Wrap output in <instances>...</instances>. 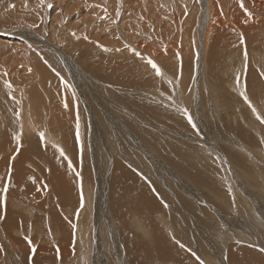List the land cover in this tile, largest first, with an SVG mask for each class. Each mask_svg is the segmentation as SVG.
Instances as JSON below:
<instances>
[{
  "label": "rangeland",
  "instance_id": "374dc122",
  "mask_svg": "<svg viewBox=\"0 0 264 264\" xmlns=\"http://www.w3.org/2000/svg\"><path fill=\"white\" fill-rule=\"evenodd\" d=\"M20 1L23 2L24 0H20ZM78 1H80V0H78ZM86 1L87 0H81L78 3V5H85ZM90 1H92V0H90ZM90 1L88 0L87 3H89ZM203 1L205 3L207 2V0H203ZM247 1H248V3L246 2V4L243 5V7L245 9L244 11H246V12H245L244 17L242 19L247 18L249 13H251L253 16H255L254 17L255 20L253 19L254 21L252 20V22L251 21L247 22V25H246L248 27L247 32L251 33L253 38L250 36L249 33H248V35H249L248 36L247 34H244V31H243L242 32L244 35L243 36L240 32L238 33V30L236 32V29H235L233 31L235 33L234 35L232 32V35H233L232 38H229V40H227V41L223 40L220 42V41H217L218 40L217 35H219V32L218 33L215 32L216 30L214 31V28L212 27V26L217 27L218 22H216L214 20H213V23L211 21L212 24H210V28L211 27L213 28V31H214L213 34H215L214 35L215 37H213V34H212L211 38L207 39V37H206L207 31H208L207 28H208L209 23H210L208 16L211 17V15H209L206 12L203 15H201V19H199L201 10H200V12H198V10H197L196 13H193V6L195 5L194 1L188 2L189 3V5H188V3L185 0H183V1L182 0H168L166 2L167 7L164 4H163V7L165 8V12L171 13L172 19L174 20L173 21L174 22L173 27H176L173 31V34H174L173 40L175 41V44H176L175 47L179 46V48L178 47L176 48V49H178L179 52L177 51L175 56L177 59L181 58V60H183L184 59L183 53H188V51H189V53H188L189 56H188L187 62H189L188 64H189L190 68L188 67V69L185 71V75L182 76V73H180V71L182 72L183 70H181L182 68H181V62H180V65H179L180 67L178 68V72L175 73V71H176V67H175V70L170 74V80L166 79L164 77V75H162V78H165V79L161 80V79H158L156 77V79L153 78L151 84L148 83L149 85H143V86H137V87H127V86L124 87L123 86V87H119V88H113V86H111L110 84L102 82L104 80L101 78V76H98L96 73H93L91 71V69L93 67L96 68L102 63V61L104 62V60L107 56H111L112 60H114L115 58L121 59V57L123 56V54H122V56L119 58V56H117V55H116V57L109 55L105 51V49H107L106 47L109 48L108 52H110V54H112L114 52L118 53L119 49L121 51H126L125 53L127 54L129 46H132L130 51L133 54L132 55L133 57L140 59V60L143 59L146 62H147V60H149L150 57H151L150 59L153 60V56H149V55H152L150 51L145 50L148 53H146L145 51L143 52V47L140 48L138 46V45H142V44L137 43L138 45L136 44L137 45L136 46V45L132 44L131 41L130 42L128 41L129 38H127V35H130L132 33L131 32L132 25H129L130 17H127V15H125L124 12H123L124 15H122V13H121V17L122 18L125 17V18H123L124 20L119 19L120 18L119 17L120 16V14H119L120 9L118 10V12H116V14L112 13L113 12L112 10H108L107 14H109V15H108L107 19H103L105 21L104 22L105 24H103V21L97 22V23L94 22L93 24H95V25H93V29H92V27H90L87 24V22H90L92 20V18L86 20L87 18H89V16H83V17L76 16V14L74 13V10L71 8V6H69V7L67 6L69 9L67 7H63L62 4H60V1H57V0L54 3H52L53 5H51V7L49 8V10H48L49 15H46L45 12H39L38 13V20L42 19L41 21H39L38 24H35L34 22H36V20H33V15H37L38 11L34 10L33 8H29V7L21 10L22 11L21 13L23 15H25L24 16L25 18H20V19H26L27 18L24 21L25 23L21 22V21H20V23H11L13 20H11L10 17H8V16H4V18L2 20L4 25L0 24V42L2 44L6 45L7 47H5V46L2 47L0 45L2 53H6L7 58H9L10 56H15V55L19 58V56H22L23 54L27 53L30 55L31 58H34V61L37 60V62L39 63L38 68L40 69L41 72H43V74H44L43 81L44 80L45 81L43 82V81L39 80L40 78H38V77H37L38 79H35L34 77H32L33 74H31V76L29 77V82L30 81H34V82L40 81L39 83H42V85L40 87L41 91L45 94V96L47 98H49V96H50V97H52L53 100H55L53 103L51 98L49 99V101L50 100L51 101L48 103V107L50 104L51 107L53 108L52 111L54 110V112H56V111H59V109H60V111L64 110V111H62L64 114L70 115V116H68L70 118V122H71V123H69V125H70L69 131L72 134L70 133V135H69V132H67L68 136H70L69 138L71 141V144L68 143L67 148L66 147L63 148L64 146L61 144V142H59V143L61 144L62 148L60 147V144H58V142L56 145L55 144L56 140L51 139L53 136H51V138L50 137L47 138V140L49 139L50 142H49V140L47 141L45 139L42 141L39 138L38 140H40V142H43V143L41 144V143L37 142V144H38L37 147L41 148L43 146L44 148H49V149H51L53 147L51 149V150H53V152H55V154H53V155H56L58 157L57 159H59L61 162H62V160L65 162L66 166H64L63 169L66 173V177L68 179L72 180L71 183L72 182L75 183L74 179H76V181L78 183L77 187L80 188V186H81V191L79 192V190H78V193H77L78 195L79 194L80 195L78 196L76 194L79 199H81V197H80L81 193L83 194V197H84V193H83L84 187H86L85 190L89 191L90 197L93 198V204H94V205L92 204V208H93L92 212L93 213L91 212L93 224L95 223V220L97 218H101V216L103 218V217H105V215H107V213L110 216V218L114 221L115 217L112 215L110 207H111V203L113 202L112 199L115 196H118V192H117V190H115V188H114L115 186L112 184L113 180H111V179H112L113 174L116 171L115 168L117 167V164H122L124 167L128 168L131 172H133L134 176L149 188L150 193H152L153 198L156 200V203L157 202L159 203V204L157 203V205H158V207H160V209L158 208L159 210H157V211H161V212H152L150 215L151 217L149 216V218L147 217V219H140V221L142 220L144 222L146 221V222H149V224H152L150 231L153 234L154 233L159 234V226H160V229H162V226L158 225L159 221L161 220V217H163V218L167 217L168 218L169 217L168 213L169 212L171 213L172 209H175L176 211H180V212H185V213H190L191 210L197 209V210L206 212L207 214H212V215L216 214V216L219 218V220L224 221V220H228V218L233 219L232 216H230L228 218L226 216H224L225 211L220 210V206L223 204L221 201L219 202L216 200V198L214 196L207 195V193H205V192L204 193L201 192L202 191L201 189L204 185L206 187H209V186L213 187V189L215 191L217 190V192L215 194H219L218 196L221 198V200H223V202H224V199L227 200L228 203H226L225 206L228 209L231 208L230 210H232V209H234L233 207H236L238 205L241 206L240 203H238V205L233 203V202H235V197L233 195V192L229 191L230 189L227 190V187L224 186L223 187L224 189L223 188H221V189L227 190V191H225V193H222V190L217 189L218 186L216 187V183L218 184L219 181L222 182V180L219 178V177H221V174H219L217 172H219L220 169L224 170L225 166L227 168V172L231 171L230 176H231L232 182L239 187L238 190L240 189V193L242 195L246 196L244 198L247 201L246 202L247 205H244V207L243 206L241 207V209H243L242 211L244 212V214L241 215L243 217V219L246 220L248 223L250 222V224H251V220H249V219H251L252 216L259 215V217L262 220H264V214H263V212H264L263 211L264 210V192L261 193V191L259 190L260 186H258L259 183L257 181L256 174H254L253 176L249 175L252 177L249 180V181H251L249 184L248 181H245L241 178L240 170H239V168H237V167H242V165L239 164V166H238L236 164L237 159H235V162H234L233 158L232 159L228 158V156L230 157V153L235 152V151L237 152L238 155L241 154V151H243L245 153L247 152L246 154H248V157L245 160L247 161L246 163L252 168V166H254V163L250 164L249 158L250 157L254 158V156H255V154L253 153L254 150H257V151L261 150V152L264 153V149H262V148H264V135L262 137L257 136V139L253 143L252 142H246V141H244V138L242 136L237 135L236 132H233L232 129H233L234 124L231 125V123L229 122V120H231V122L234 120L233 117H234L235 111H236L235 107L238 106L237 109L242 113L246 112L247 109L249 111L248 114L246 115V119H247L246 121L249 125H246L242 121H241L240 125H242V124L246 125L247 127H245V129L252 131L253 133H255L254 130L256 131V126L258 128H260L261 126L264 128V124H262L260 122V120H258L256 117H253V115H256V114H254L252 112V110H251V108H249L248 104L245 103L244 98L240 95L241 92H246L248 99L251 102V104L255 105L254 107L256 108L257 113L261 117H264V95H262V94H264V92H262V94L258 93L259 91H262L261 88L258 89L257 92L256 91L252 92V90H253L252 88L255 85L253 83H250L249 78H248V73H247V71H248L247 69H249V67H251V69L252 68L253 69L255 68V70L257 69L256 71L258 73V77H254V78L256 81H260V83L262 82L261 84L264 85V75H262V74H264V66H263L264 65V58L262 57V56H264V48H262V47H264V38H263L264 35H262V34L257 35V33H256L257 32L256 28L259 27L258 31L260 33L263 32V34H264V30L260 27L261 24H264V0H261V2H258L257 0H247ZM179 2H181V3H179ZM114 3H115V1H111L110 5H112ZM251 3H252V7H254L257 12L259 11L258 14H255L252 12V10H250V9H252V7L250 6ZM218 4H219V2H218ZM11 5L14 8L11 7L10 10L15 9V11H16V3L14 2ZM59 5H60V7H59ZM173 5H175V7ZM6 6H7L6 0H0V10ZM183 8H184L185 12L183 11ZM7 11H9V10H7ZM172 12H173V14H172ZM84 13H86V12H84ZM87 14H90V13H87ZM193 14H195V15H193ZM43 15L46 17H43ZM60 15L65 16V18H64L65 20L61 21V24H59V26H58L55 19L57 20V18H61ZM111 15L114 16L113 17V18H115L114 21L109 20V18L112 17ZM132 15L134 16V14H132ZM184 15L186 17H184ZM256 15L258 17H256ZM93 17H95V16H93ZM126 17H127V19H126ZM178 17H180L179 18L180 20L178 19ZM195 17H196V24L192 25L193 22H188L189 18H191L192 21H194ZM80 18H83V19L80 20ZM20 19H17V20H20ZM183 19H184V21H183ZM179 21L181 22V24ZM43 22L45 24H43ZM106 22L107 23L110 22V27L108 26L109 24H107ZM111 22H112V24L114 22H116V23H114V25H111ZM5 23H7V25ZM249 23H251V24L249 25ZM102 24H103V27H101ZM120 24L127 25V27H125V26L122 27V25L119 26ZM144 24H145V26H147L149 24L148 20H144V23L142 24V26H144ZM186 24L188 27L186 26ZM32 25H35L36 27L32 26ZM116 25H118L119 27ZM40 26H42V30L37 32V30L39 29ZM184 26H185V28H183ZM178 27H179V29H178ZM252 27H254L253 29H255L256 32H253L254 31L253 29H252L253 31L251 30L252 32L250 31V29ZM100 28H104V29H100ZM189 28H191V29H189ZM107 29H109V31ZM73 30H74V33L79 32L82 34V35H80V37L77 38L78 40L76 39V37H74L72 35ZM119 30H122V32ZM141 30H143V29H141ZM141 30H139V31H141ZM106 31L109 33H107ZM112 31H114V34L118 37V38L117 37L114 38L116 40V42L119 44L122 43L123 46L121 44V47L117 46V48H112V47L107 46L106 44H103L104 41L106 42L105 39L111 37L110 35H111ZM119 32L121 33V35L119 34ZM247 32L245 31V33H247ZM101 33H102V35H101ZM135 33L140 35V36L144 35L143 33L141 34L138 31H135ZM236 33L240 34V35H237ZM53 34H55V35H53ZM97 34H99V35H97ZM25 35H28L31 39L24 37ZM94 35H96L95 38H97L98 36L101 37V38L98 37L100 39V41L97 38L99 43L96 42L97 40L94 38ZM106 35H108V37ZM115 35H113V36H115ZM102 36H103V39H102ZM257 36H258V39H261V40H257L256 39ZM261 36H263V37H261ZM186 37H188V38L190 37V38L188 39ZM192 37H193V39H191ZM239 37H243V43H241V38H239ZM244 37H245V39H244ZM185 38H186V40L188 39L187 42L189 45H186L187 42L185 41ZM250 38H252V39H250ZM238 39H240V40H238ZM73 40H75V41H73ZM84 40L89 46L92 45V47L94 46V48H95V46L99 47L101 45L100 46L101 48L97 49L98 53L95 55H88V56L83 55L82 50L84 48L89 47L84 42ZM101 40H103V41H101ZM246 40L249 42H247ZM251 40H254V41L252 42ZM79 41H81L83 43V46L80 44ZM124 41H126V42H124ZM189 41L191 42V44L189 43ZM214 41H215V43H213ZM259 41H263V44H261L262 42H259ZM94 42L96 43V45ZM222 42L225 43L226 46ZM76 43H78V44H76ZM97 43H98V45H97ZM142 43H143L142 46H144V42H142ZM234 43H236V44H234ZM260 44H261V47H259L260 48L259 49L257 46H260ZM104 45L106 47L103 48ZM184 45H185V48H184ZM217 45H219V46H217ZM133 46L135 49L133 48ZM189 46H191V47H189ZM220 46H223L224 49L221 48ZM73 47H74V50H73ZM186 47L189 48L188 51H187ZM89 48H91V47H89ZM94 48H92V49H94ZM138 49H140V50H138ZM228 49H229V51H228ZM136 50H138V51H136ZM221 50H223L224 52ZM245 50L247 51V57H248L247 67H245V63H244L245 62L244 61ZM101 51L104 53L106 52L107 56L106 55L103 56L102 54H104V53H101ZM137 52H139V53L137 54ZM193 52H195V53H193ZM212 52H213V54H212ZM126 54H124V56ZM219 54H221V56ZM225 54H227V55H225ZM142 55H144V56H142ZM166 56L167 55H165V57ZM256 56L257 57L261 56V58H259V57L256 58ZM95 57H97V58H95ZM99 57H102L103 60L99 61ZM145 57L147 59H145ZM82 58L84 59L83 62L81 60ZM4 59H6V58H4ZM87 59H89V60H87ZM189 59H191V60H189ZM259 59H261V62H262L261 65H260V63H258ZM92 60H93L94 64H98L97 61H99L100 63L98 64V66H91ZM250 61H252V62H250ZM93 63H92V65H94ZM155 63L157 65L163 66L161 60L159 61V59H158V61L156 59ZM190 64H192V65H190ZM242 65L244 66V68ZM258 65H259V68H258ZM22 69H24V68H22ZM22 69H20V71ZM25 69L22 70L23 73L28 74V72ZM45 71L47 74L45 73ZM151 72L154 73V71H151ZM192 72H193V74H192ZM52 74H53L54 78L56 76V79L53 78V81H52V77H51ZM198 75H199V77H198ZM49 77H51V78H49ZM57 79L58 80L60 79V81H56ZM48 80L50 83L47 82ZM62 80H63V82H62ZM174 80H175V82H174ZM169 81H171L172 83L174 82L173 86L176 89H174L173 91H172L173 86H171ZM176 81H178V86H177L178 88L175 86V85H177ZM1 82L2 81L0 80V83ZM34 82H32V83H34ZM56 83L58 85L60 84L59 85L60 87L62 85L61 88H63L64 91L59 86H55ZM201 83H204L202 86L203 88L200 85ZM44 84H47L48 87L46 88L47 85L44 86ZM52 84H54V86ZM50 86L52 89L50 88ZM52 86L55 88V90L59 88L57 90L58 94H57V91H53ZM128 88H130V89H128ZM201 88H202V90H201ZM168 89H170V91H168ZM60 90H62L63 92ZM68 90H71V91H68ZM50 91H52V92H50ZM59 91L62 93V95L65 94L67 96H69V95L71 96V97L70 96L68 97V102L66 105L60 104V99H61L60 97H63V96L61 95V93H59ZM155 91H162L163 93L171 92L172 93L171 98L174 99L175 101L174 100L170 101V99L168 100L167 98L163 97L162 94L155 93ZM180 91L182 94L186 93L184 95V96H186V99H187L186 100L187 101L186 106L187 105L189 106L190 111H189V109L186 108L185 104H183L184 100H183V96L180 95L181 94ZM66 92H67V94H66ZM136 92H138V93H136ZM175 92H177V94ZM178 92H179V95H178ZM47 93H52V94L47 95ZM135 94H137L139 96L141 95L140 97L142 99L146 100L148 103L151 104V106H150L152 109L151 111L152 112L154 110L155 111L153 113L150 111L152 114L149 112L148 116L143 117L142 114H145V111H140V110L136 111L135 107L136 108L146 107V104L141 103V102H137L136 100L132 99V97H137ZM191 94H192V96H191ZM56 96H58L56 99L59 102L55 99ZM109 96H110V98H109ZM188 96H190V97L188 98ZM203 96H204V98H203ZM103 97H105V98H103ZM175 97H177V98L179 97V98L177 99ZM92 98H94V99H92ZM71 99L73 100V102ZM69 101L72 102L71 106L69 105L71 103V102L69 103ZM168 102H170V104ZM154 103H156V105H154ZM242 103H243V105H242ZM52 104H54V107L52 106ZM110 104L112 105L111 107H113L112 110H110L111 109L109 107ZM114 104H116V105H114ZM59 106L63 107V109ZM45 107H42V108L40 107V108L44 109ZM48 107H46L47 110L44 109L45 111H41V112H43V114H42L43 119L47 118L46 116L48 115V113L46 111H48ZM58 107H59V109H58ZM68 107H70V109H68ZM133 107H134L135 111H134ZM190 107H192V108H190ZM71 108L73 109L72 111L74 113L72 111L70 113ZM130 108H131V110H130ZM198 108L200 110H198ZM177 109L178 110L180 109V110L178 111ZM184 109L187 110L186 113H185ZM68 110H69V113H68ZM93 110L95 112H97V114ZM174 110H176L178 113ZM202 110L203 111L205 110V111L202 113ZM168 111H170L171 113ZM62 112H60V113H62ZM137 113H138V115H136ZM189 113L192 116L193 115H195V116L192 117ZM227 113L232 117V119H229L231 117L228 116ZM100 114L103 116H101ZM118 114H119V116H118ZM166 114H168L169 116L168 115L166 116ZM120 115H122V116H120ZM129 115H131V116H129ZM99 116H101L102 119ZM107 116L111 117V118H108ZM170 116H173V117L170 118ZM50 117H51V115H50ZM73 117L75 120L73 119ZM139 117H141L142 119L141 118L139 119ZM152 117H154V118H152ZM98 118H99V120H98ZM112 118H113V120H112ZM135 118L138 120H136ZM144 118H147V119L149 118V119L147 121ZM189 118L191 119L192 123H189ZM107 120L110 121V123ZM140 120H141V123H140ZM197 120H198V122H197ZM201 120H202V122H201ZM142 121H144V122H142ZM105 122H106L107 126H105ZM255 122L259 123L261 126H258ZM119 123L122 127L119 125ZM227 123H230V124H227ZM253 123L256 125H254ZM200 124L204 128V130L203 129L201 130L202 127L200 126ZM116 125L118 127H116ZM193 125H197V126L193 127ZM197 127H199V128H197ZM108 128H109V131H108ZM229 129H231V131ZM62 130H64V129L62 128ZM117 130L120 133H118ZM96 131H98V133ZM182 131H184L185 134ZM57 133L60 136V132H57ZM125 133H126V135H125ZM180 134H182V135L180 136ZM245 134L248 136L249 140H252L251 136L247 133V131L245 132ZM206 135H208V136H206ZM213 135L214 136L217 135L216 138ZM255 137H256V135H255ZM119 138H120V140H119ZM174 138H176V139H174ZM177 138H180L181 140H179ZM214 138H215V140H214ZM147 139H148V141H147ZM173 139H174V141H173ZM210 140L211 141L214 140L213 145H211V143H208V142H210ZM220 141H222V142H220ZM52 142H53V144H51ZM117 143H118V145H116ZM243 143L247 145V147H246L247 149H244L245 145ZM254 143H256V144L254 145ZM257 143H258V145H257ZM40 144L42 146H39ZM102 144H105V145H102ZM47 145H49V147ZM148 145H149V147H148ZM168 145L170 146L169 148L167 147ZM237 145L239 146L241 151L239 149H237V147H238ZM151 146H153V147H151ZM104 147H106L107 149ZM231 148H232V150H231ZM257 148H259V150ZM58 149H63L64 156L60 155V153L57 151ZM168 149H170V150H168ZM66 150L67 151L69 150V152H67ZM230 150H231V152H230ZM199 151H201V152H199ZM112 152L115 154V156ZM119 152H120V155H119ZM66 153L70 157L65 156ZM111 153L113 154V156H111ZM228 153H229V155H227ZM257 155H258V153H257ZM258 156L261 158L260 155H258ZM227 158H228V160H227ZM1 159L2 158H0V160ZM16 159H17V157L12 158L11 159L12 162L10 161V165L15 163ZM128 159H129V161H128ZM126 164H127V166H126ZM194 164L197 165L198 168L195 167ZM34 166H36V165L34 164ZM37 166L36 167H30V166L25 167L26 170L23 167V171H22V175H21L22 178H20V180H19L20 184L18 183L19 185L16 188L17 190H15L16 194L12 193L11 195H13V196H11L12 198H9V199L17 200V199H20L19 197H23L22 195L25 194L27 197L31 198V201L34 200V201H32V204L35 205L36 203H39V202H37L35 195L37 194V191L39 192L42 189L41 183L44 182V180L46 178L44 177V179H42V177H43L42 175L45 176V173H42L40 171V169L37 170V168H39V166L38 167ZM203 166H204V168H203ZM194 167H195V169H194ZM244 167H246V166H244ZM263 167L264 166L258 167L257 171L260 172L261 169H263ZM3 168L5 169V167H3ZM8 168H9V170L7 169L6 179L3 178L4 174H5L4 171L0 170V179H1L0 182L5 183L4 188L6 187L7 189H8V185H10L9 183H10V175H11V168L12 167H8ZM206 168L208 171L214 172L211 176H209L210 179L213 180V183H212V180H210V179L209 180L207 178H205V180L201 179V177L204 176V175H201V172H204V170ZM235 168H237V169H235ZM140 171H142V173H143L142 175L139 173ZM48 174L50 175L49 171H48ZM253 177L256 179H254ZM257 177L259 178V176H257ZM36 178H37V184H38L37 186L40 189L39 190L37 189V191L33 190L32 194H31V192L29 194L25 188L26 184L35 182ZM38 178H39V180H43V181H41V183L40 182L38 183V181H39ZM262 178H264V177H262ZM259 179L261 180V178H259ZM5 180L7 183L4 182ZM240 183H241V185H240ZM247 184L249 185L248 186L249 188L246 187ZM253 184L256 186L257 189L252 188ZM44 185H43V187H44ZM122 185H125L124 182L121 183V186ZM207 185H209V186H207ZM126 186H127V188H129L127 183H126ZM240 187H242V188H240ZM109 188H111L115 191L113 192ZM170 188H171V190H170ZM107 189H109V190L107 191ZM25 190L27 193L25 192ZM88 191H86V194ZM251 191H252V193H251ZM254 191H256V192H254ZM56 192L57 191L52 193V195L50 196V199L48 200L49 202H52V200H55V201L61 200L59 197V194H57L58 192L57 193ZM227 192H229V193H227ZM109 193H111V197H110ZM112 193H114V194H112ZM108 194H109V196H107ZM200 194H201V196H200ZM2 195H3L2 196V198H3L4 193H2ZM203 195L206 199L210 200V204L206 199L202 198ZM52 196H53V198H52ZM197 196L200 197V200H202V201H200L197 198ZM7 197H10V195L8 196V193H6V199H8ZM42 197H43V194H42ZM46 197H47V195L44 196L43 199H41V201L46 200L47 199ZM84 198H86V197H84ZM214 198H215V200H214ZM256 198H257V200H256ZM126 199L127 198H125V197L124 198L118 197V200L121 203H123V207L125 209L123 214H127V216H128L127 217V220H128L127 223H128L129 228H130V233L127 235L129 237H132L133 239L138 240L139 244L143 245L144 247L146 246V248L144 250H142L141 252L139 251L140 253H142L144 255V258H142V259H144V263L145 264H156V261H158L159 263L165 262V260H162L159 257V255L156 251V247H154L153 245H150L148 240L145 239L148 236L144 235L143 232L141 231V229L139 231L138 228L136 229L133 227V225L135 223L134 219H133L134 215L137 214V217H138V216H140V214L134 210L130 201L126 200ZM130 200H132V199H130ZM229 200L232 204L229 203ZM102 201H105L106 203L102 202ZM6 202H7V200H6ZM6 202L4 201V199H2V201H1V208L3 207L2 209H4V210L6 207V205H5ZM258 202H259V204H258ZM203 203L204 204L206 203L205 205H207V204L212 205L209 207L213 210L215 209L214 212L206 211L205 210L206 207H205V205L203 206ZM39 204H36V205H39ZM85 204L86 203L84 200L83 207H81V204H80V206L76 210L74 207H71L68 209L70 211H64L65 213L68 212L67 215L69 216V219L74 217L73 220H69V222H68V224H70L71 228L73 227V221L74 222L77 221L76 217H77L78 213L81 214L82 211L83 212L85 211V207H84ZM58 206H59V203L56 204V202H55L56 209L59 208ZM172 206H173V208H172ZM48 207L49 206L46 203L45 208H48ZM95 207L97 210H95ZM106 207H108V208L106 209ZM45 208H43V209H45ZM22 209L23 208L20 207V209L18 211L24 213L23 212L24 210H22ZM81 209H82V211H81ZM101 209H103V210H101ZM130 209L134 213L132 211H130ZM168 209H170V210H168ZM12 210H13V207H12ZM57 211L59 212V214L61 213L60 208ZM97 211H98V214H96ZM246 211H247L248 215H245ZM250 211L252 214L249 213ZM101 213H103V214H101ZM253 213H255V214L253 215ZM84 214H86V213H84ZM191 214H192V212H191ZM24 215H27V214H24ZM34 215L36 216V215H38V213L36 214V212H35ZM219 215H220V217H219ZM243 215L245 216V218ZM38 216H39V221L41 222L42 218L44 217L43 213L39 214ZM249 216H251V218ZM222 217H224V218H222ZM106 221H108V223H110V224H108L106 222L102 223V221H100L98 228H96L97 226L95 228H94V226H92L93 228H92V231L90 234V237L92 239V241H91V245H92V258L91 259L92 260H96V261L101 260L102 258L109 256L111 253L115 254L114 251H117V250H119V252H118L119 256L123 257L125 255L124 251H128V248L126 249L125 242H123V240L121 239L120 232H122V229H121V231L118 230V229H120V225L117 222V220L115 219L114 223H111L109 218H106ZM44 222L46 223L47 220H45ZM45 223L43 225H44V227L45 226L47 227L49 222H47L46 225H45ZM101 223H102V225H101ZM130 223L132 225H130ZM116 224H118V225H116ZM28 226H29V228L32 227L31 225H28ZM172 226L174 227L175 225H172ZM176 226H178L179 231L183 233V235L185 236V239L188 242H192V240L203 239L205 236H208V235H209V239H211L212 238L211 235H213L216 232V229L219 228L220 231H222L221 228L224 227L223 225H220V226L211 225V226H209V228H206L203 230V228H205V220H201L197 224H195L191 229H188L186 232H184L182 222L179 219L176 220ZM99 228L103 229V231H104L103 236H105L109 239L113 238L116 241H114V243H113L112 241L108 240L107 238L101 239L102 236H101V233H99ZM251 230H252V228H249V231H251ZM30 232H31V234L32 233L34 234L33 228L30 229ZM133 233H134V235H131ZM96 236H98V237H96ZM26 238L28 240L30 239V237H26ZM261 239L263 240V238H261ZM232 242L237 243V241H232ZM205 244H207V241L205 242ZM166 245L169 246V243H166ZM180 246L181 245H179V247ZM148 247L150 249H148ZM182 248H181V250L185 251V253H188L184 249V247H182ZM146 249H148V254H147ZM186 249L188 251H190L189 248L186 247ZM211 249L205 248L203 250L208 254H212L213 256L218 255L220 253V249H218V248L212 249V250ZM249 249L255 251L256 253L258 252L257 250H255L253 248H249ZM121 250H123V251H121ZM144 251H146V254ZM247 253H249V252H247ZM250 254H252V253H250ZM126 256H127V254H126ZM192 257H194V256H192ZM128 258H130V257H128ZM1 259H2V262L0 261L1 262L0 264H2V263L6 264L4 261L6 258L4 259V257H1L0 260ZM117 260H119V258L116 259V262H117ZM108 261L105 264H109ZM171 261H170V264L174 263ZM254 261L259 263V264H264V253L260 252L258 254V257ZM10 264H14V262L11 261ZM17 264H19V263H17Z\"/></svg>",
  "mask_w": 264,
  "mask_h": 264
},
{
  "label": "bare ground",
  "instance_id": "6f19581e",
  "mask_svg": "<svg viewBox=\"0 0 264 264\" xmlns=\"http://www.w3.org/2000/svg\"><path fill=\"white\" fill-rule=\"evenodd\" d=\"M55 1L56 0H44V5H41L40 4V0H24L23 2H21L20 0H6L7 6L0 10V24L1 25H4V23L2 21L3 18H4V16L10 17V19L14 21V22L13 21L12 22L10 21L11 23H20V21L21 22H24L27 18L26 19H20V18H25L24 17L25 15H23L21 13L22 12L21 10L22 9H26L27 7L33 8L34 10L38 11L37 12V15H33V20H36V22H34V23L35 24H38L39 21L42 20V19L41 20H38V13L39 12H45L46 15H49L48 14V10H49L50 7H47L46 5H53L52 3H54ZM57 1H60V4H62L63 7H67V6L69 7V6H71V8L74 10V13L76 14V16H79V17L89 16V18H87L86 20L92 18V20L90 22H87V24L90 27H92V29H93V25H95V24H93L94 22L97 23V22L103 21V24H105L104 23L105 21L103 19H107L108 15H109V14H107V11L108 10H112L113 12L112 11L111 12L114 13V14H116V12H118V10L120 9V13H119L120 14V16H119L120 18L119 19L124 20L123 18H125V17H123V18L121 17V13H122V15L125 14V15H127V17H130V19H129L130 20L129 21V25H132V27H131V32L132 33L130 35H127V38H129L128 41L129 42L131 41L132 44H134V45H136L137 43L143 45L142 42H144V46L138 45V44L137 45L140 48L143 47V52L145 50L150 51L152 55H149V56H153V61L156 62V59H157V61H158V59H159V61L161 60L163 66L162 65H158V66L162 69V72L164 73V77L166 79H169L170 80V74L175 70V67H176L175 73L178 72V68L180 67L179 66L180 65V62H181V68H182L181 70H183L182 72L180 71V73H182V76L185 75V71L189 67V64H188L189 62H187L188 56H189V54H188L189 53V51H188L189 48H187L188 46L186 47L188 53H183V57H184L183 60H181V58H179V59L176 58L175 55H176V52L178 51V49H176V48L177 47L179 48V46H176L175 47L176 44H175V41L173 40L174 39L173 31H174V29L176 27H173L174 26V22H173L174 20L172 19L171 13L170 12H168V13L165 12V8L163 7V4L167 7V5H166L167 3L166 2L168 0H166V1L165 0H94V1L93 0L92 1L89 0L90 1L89 3H87V1H88L87 0L85 5H78V3L81 0L80 1H78V0H57ZM111 1H115V3L112 4V5H110L111 4ZM185 1L187 3L188 2H191V1H194L195 2V5L193 6V13H196L197 10H198V12H200V10H201L199 19H201V15H203L206 12L209 15H211L212 18L210 16H208V19L210 20V23H209V26L207 28L208 31H207L206 37H207V39L208 38H211V35L216 30L215 32H217V33L219 32V35H217L218 36V40L217 41H220V42L223 41V40H226L227 41V40H229V38H232V36L235 34L233 32L235 29H236V32L238 30V33L240 32L242 35H243V33H242L243 31H244V34H247L248 35V33H249V32H247L248 31V27L246 26L247 25V22H250V21L252 22V20L255 17V16H253L251 14V16L248 15L247 18L242 19L244 17V14H245L246 11H244L245 10L244 7H241V2L243 3V5H245L246 2L248 3L247 0H207L206 3L203 0H185ZM257 1L258 2H261V0H257ZM14 2L16 3V11H15V9H11L10 10L11 7L14 8L11 5ZM218 2H219V4H218ZM179 3H181V2H179ZM188 5H189V3H188ZM173 6L175 7V5H173ZM250 6L252 7V3L250 4ZM59 7H60V5H59ZM7 10H9V11H7ZM250 10H252V12L255 13V14H258L259 13V11L257 12L254 7H252V9H250ZM183 11H184V8H183ZM84 12H86V13H84ZM123 12H124V14H123ZM87 13H90V14H87ZM132 14H134V16ZM172 14H173V12H172ZM193 15H195V14H193ZM93 16H95V17H93ZM43 17H46V16L43 15ZM60 17L61 18H57V20L55 19V21L57 22L58 26H59V24H61V21H64L65 20L64 19L65 16L60 15ZM113 17L114 16L110 17L109 20L114 21L115 18H113ZM127 17H126V19H127ZM184 17H186V16L184 15ZM256 17H258V16L256 15ZM179 18L180 17H178V19ZM17 19H20V20H17ZM81 19H83V18H80V20ZM184 19H183V21H184ZM144 20H148L149 24L147 26H145V24H144V26H142V24L144 23ZM213 20L216 21V22H218L217 23V27L216 26L215 27L212 26L214 28V31H213V28L212 27L210 28V24L213 23ZM211 21H212V23H211ZM188 22H193L192 25L193 24H196V17L194 18V21H192V19L189 18ZM114 23H116V22H114ZM114 23L112 24V22H111V25H114ZM5 24L7 25V23H5ZM43 24H45V23L43 22ZM103 24H102L101 27H103ZM107 24H109L108 26L110 27V22L107 23ZM180 24H181V22H180ZM250 24L251 23H249V25ZM121 25H122V27H124V26L127 27V25H124V24H120L119 26H121ZM32 26H35V25H32ZM116 26H118V25H116ZM186 26H187V24H186ZM260 27L264 30V24H261ZM104 28H100V29H104ZM183 28H185V26ZM253 28L254 27H252L250 29V31ZM258 28L259 27L256 28L257 29V32H256L255 29H253L254 31L253 30L252 31L253 32H256L257 35L258 34L259 35H261V34L264 35L263 32L260 33L258 31ZM141 29H143V30H141ZM178 29H179V27H178ZM189 29H191V28H189ZM40 30H42V26L39 27V29L37 30V32L40 31ZM107 30L109 31V29H107ZM139 30H141V31H139ZM119 31L122 32V30H119ZM135 31H138L141 34L143 33L144 35H141L140 36V35L136 34ZM245 31L247 33H245ZM232 32H233V35H232ZM102 33H101V35H102ZM107 33H109V32H107ZM99 34H97V35H99ZM119 34L121 35L120 32H119ZM249 34L252 37V34L251 33H249ZM53 35H55V34H53ZM72 35L74 37H76V39H77L82 34L79 33V32L78 33H76V32L74 33V30H73L72 31ZM113 35H115L114 34V31H112V33L110 35L112 38L111 37L107 38L108 35H106L107 36L106 37L107 39H105L106 42L104 41L105 43L103 42V44H106L107 46L112 47V48H117V46L118 47H121V44L122 43L121 44L117 43L116 40L114 39L117 36L116 35L113 36ZM214 35L215 34H213V37H215ZM237 35H240V34H237ZM95 36L96 35H94V38H95ZM24 37L30 38L28 35H25ZM98 37H100V36H98ZM261 37H263V36H261ZM97 38H95V39L97 40ZM186 38H188V37H186ZM186 38H185V41L187 42L190 37L187 40H186ZM239 38H241V37H239ZM252 38H250V39H252ZM102 39H103V36H102ZM191 39H193V37ZM244 39H245V37H244ZM256 39L257 40H261V39H258V36H257ZM238 40H240V39H238ZM73 41H75V40H73ZM99 41H100V39H99ZM101 41H103V40H101ZM251 41L253 42L254 40H251ZM79 42L83 46V43L81 41H79ZM84 42H85V40H84ZM96 42H98V40ZM124 42H126V41H124ZM247 42H249V41H247ZM259 42H262L261 44H263V41H259ZM98 43H97V45H98ZM189 43L191 44L190 41H189ZM213 43H215V41ZM76 44H78V43H76ZM223 44H225V43H223ZM234 44H236V43H234ZM261 44H260V46H257V47L258 48L261 47ZM0 45L2 47H4V46L7 47L6 45L2 44L1 42H0ZM95 45H96V43H95ZM186 45H189L188 42L186 43ZM100 46L99 47L98 46H95V48H94V46L92 47V45H91V46H89L91 48L88 47V48H84L83 50L81 48L80 49L83 51V55H87V56L88 55H95V54L98 53L97 49L98 48H101ZM122 46H123V44H122ZM217 46H219V45H217ZM223 46H220V47L224 49ZM225 46H226V44H225ZM104 47H106V46L104 45L103 48ZM131 47L132 46H129L130 49L128 48L127 54L125 53L126 51H121L120 49H119L120 51L118 50V53L117 52L116 53L114 52V53L110 54V52H108L109 51V48L106 47L108 49L106 52L109 55H112V56H115V57L117 55V56H119V58L122 56V54H123V56H124V54H126V55L124 57L122 56L121 59H116L115 58L114 60H112V57L111 56H107L106 55V52L104 53V52L101 51V53H104L102 55L103 56L106 55L107 57L105 56L106 58H105L104 62L102 61L103 58L102 57H99V61H102V63L99 66H98V64L100 63L99 61H97L98 64H94L93 63V60H92V63L94 65H92V63H91V66H98V67H96V68L93 67L91 69V71L93 73H96L98 76H101V78L104 80L102 82H105V83L110 84L111 86H113V88H119V87H123V86L124 87H126V86L127 87H137V86H143V85H149V84H151L153 78L156 79V77H157L155 75V73H152L151 72V71H154V70L142 58H141L142 60H140V59H137V58L133 57L132 56L133 54L130 51L131 50ZM189 47H191V46H189ZM92 48H94V49H92ZM133 48H134V46H133ZM184 48H185V45H184ZM262 48H264V47H262ZM73 50H74V47H73ZM138 50H140V49H138ZM138 50H136V51H138ZM221 51H223V50H221ZM228 51H229V49H228ZM138 53L139 52H137V54ZM146 53H148V52H146ZM193 53H195V52H193ZM212 54H213V52H212ZM165 55H167V56L165 57ZM219 55L221 56V54H219ZM225 55H227V54H225ZM142 56H144V55H142ZM261 56L260 57L258 56V57L261 58ZM258 57L256 56V58H258ZM262 57L264 58V56H262ZM4 58H6V59H4ZM95 58H97V57H95ZM145 59H147V58L145 57ZM81 60L83 62L84 59L82 58ZM87 60H89V59H87ZM189 60H191V59H189ZM252 61H250V62H252ZM258 63H260V65L262 64L261 59H259V62ZM190 65H192V64H190ZM38 67H39V63L37 62V60L34 61V58H31L29 54L25 53L22 56H19V58L16 55L15 56H10L9 58H7L6 53H2V50L0 48V80L3 82V83L2 82L0 83V158H2L0 160V170H3L4 173H5L4 174V177L2 176L3 178L6 179V177H7L6 172H7V169L9 170L8 167H12L11 168V175H10V183H9L10 185H8V189H7L8 196L10 195V197H7L8 199H6L7 202H6L5 205H6L7 208L5 207V210L2 209L3 207L1 208V201H2V199H4V197L2 198V196H3L2 195V193H3L2 190L4 189V186H5L4 184L5 183H1L0 182L1 183L0 184V258L1 257H4V259L6 258L4 260L6 264L7 263L10 264L11 261H13L14 264H17V263H19V264H24V263L25 264L26 263L27 264H103L104 263L105 264L108 260H109L108 261L109 264H145L144 263V259H142V258H144V255L142 253H140V252L142 250H144L146 248V246L144 247L143 245L139 244L138 240L133 239L132 237H129L127 235V234L130 233V228H129L128 223H127V221H128L127 220V217L128 216H127V214H123V212H124L125 209L123 207V203H121L118 200V197H123V198L125 197V198H127L126 200H129L130 201V203L132 204L134 210L137 211L140 214L141 217L140 216L137 217V214H135L136 216L134 215V218L133 219H134V222L135 223H134L133 227L136 228V229L138 228L139 231L141 229V231L143 232V234L146 235V236H148L145 239L148 240V242H149L150 245H153L154 247H156V251H157L159 257L162 260H165V262H163V263H161V262L159 263L158 261H156V264H170V261L171 260H172L171 262H174L172 264H201V262H203V264H259V263L255 262L254 260L258 257V254L260 252L264 253V220H262L259 217V215L252 216V218H251V216H249L251 218V219H249V220H251V224H250V222L248 223L246 220L243 219V217L241 215L244 214V212L242 211L243 209H241V207L242 206L244 207V205H247V203H246L247 201L244 198L246 196L245 195H242L240 193V189L238 190L239 187L232 182L231 176H230L231 171L230 172H227L226 166L224 167L225 168L224 170L223 169L222 170L220 169V171L217 172V173L221 174V177H219V178L222 180V182L219 181V183H218L219 185L216 183V187L218 186L217 189H220V190H222L221 188H223L224 186L227 187V190L230 189L229 191H232L233 192V195L235 197V202H233V203H235L237 205H238V203H240L241 206L238 205L239 207L238 206L233 207L234 209H232V210H230L231 209L230 208L231 206H230L229 207L230 209H228L225 206V204L228 203L227 200L224 199V202H223V200H221V198L218 196L219 194H215L217 192V190L215 191L213 189V187H210L209 185H207L209 187H206L204 185L202 187V189H201L202 190L201 192L202 193L205 192V193H207V195L214 196L216 198V200L219 201V202L221 201L223 204L220 206V210H224L225 211L224 212V216H226L227 218L230 217V216H232L233 219H229L228 218V220H224V221L223 220H219V218L216 216V214L215 215L207 214L206 212H203V211H200V210H197V209L191 210L190 213L180 212V211H176L175 209H172L171 210L172 212L171 213L170 212L168 213V215H169L168 218L167 217L166 218L164 217L165 218L164 219L163 217H161V220L159 221V224L158 225H161L162 226V229H160V226H159V234H155V233L153 234L150 231L152 224H149V222H146V221L144 222L142 220H141L142 221L141 222L140 219H147V217L149 218V216L151 215L152 212H161V211H157V210L160 209V207H158V205H157L158 202L156 203V200L153 198L152 193H150L149 188L146 185H144L140 180H138L134 176V173L133 172H131L128 168L124 167L122 164H117V167L116 168L114 167L116 171L113 174L111 180H113L112 184L115 186V187L114 186L113 187L115 188V190H117L118 196H115L112 199L113 202L111 203V207H110L111 209L110 210H111L112 215L115 217L114 218V221L116 219L117 222L120 225V229H118V230L121 231V229H122V232H120L121 239L123 240V242H125V246H126V249L128 248V251H124L125 252V255L123 257H120L119 256V253H118L119 250H117V251H114L115 254L111 253L109 256H106V257L102 258L101 260H98V261L92 260L91 259L92 258V245H91L92 239L90 237V234H91V231H92V228H93L92 226H94V228L97 226L96 228H98V225H99L100 221H102V223L103 222L108 223V221H106V218H109V220H110L111 223H114V221L110 218V216L107 213V215H105V217L102 218V216H101V218H97L95 220V223L94 224L92 223V216H91L92 214H91V212L93 211L92 210L93 209L92 208L93 198L90 197L89 191L88 190H85L86 187H84L83 193H84V197H86V198L83 197V202L85 200V203H86L84 205L85 211L83 212L82 209H81V211H82L81 214L78 213V215L76 217L77 221L76 222L73 221V227H72L73 229L71 228L70 224H68L69 220H73L74 217L71 218V219H69V216L67 215L68 212L65 213L64 211H70L68 209L71 208V207H74L75 210L78 209V207L81 204V201H80L81 199L78 198V196L80 194L78 195L77 193H78V190H79V192L81 191V186H80V188L77 187L78 186V183H77L76 179H74L75 183H73V182L71 183L72 180H70V179H68L66 177V173H65V171L63 169L64 166H66L65 165V162L63 160L61 162L59 159H57L58 157L56 155H53V154H55V152H53V150H51L53 147L51 149L44 148L41 145L43 142H40V140H38V139L40 138V135L39 134L40 133H44V139L45 140H47V138H49V137L51 138V136H53L54 138L52 137L51 139L56 140V143H55L56 145H57V142H58V144H60L59 142H61V144L64 146L63 148H65V147L67 148L68 143L71 144V141H70V138H69L70 136H68V134H67V132H69V135L71 133L69 131V126H70L69 123H71V122H70V118L68 117L70 115L64 114L62 112L64 110H61L60 111L59 107H61V106H59L58 109L62 113H60L59 111H56V112H54V110L52 111L53 108L51 107L50 104H49V107H48V103L51 100L54 103L55 100H53L52 97H50V96H49V98H47L45 96V94L41 91L40 87H41L42 83H39L40 81H38V82L30 81L29 82V77L31 76V74H33L32 77H34L35 79L40 78L39 80L43 81L44 74H43V72L40 71V69ZM19 68L20 69H22V68L25 69L26 68L25 70L28 72V74L23 73L22 70H24V69H22L20 71ZM243 68H244V66H243ZM258 68H259V65H258ZM29 69H31V71H29ZM247 70H248L247 73H248V78H249L250 83H253L255 85L252 88L253 89L252 92L253 91H256L257 92V90L261 88L262 91H259L258 93L259 94H262V92H264V85L261 84L262 82L260 83V81H256L255 78H254V77H258V73L256 71L257 69L255 70V68L254 69L253 68L251 69V67H249V69H247ZM45 73H46V71H45ZM53 74L51 76L52 77V81H53V78H54L53 77ZM192 74H193V72H192ZM51 77H49V78H51ZM198 77H199V75H198ZM157 78L158 79H161V80L165 79V78H162V76L157 77ZM54 79H56V76H55ZM56 81H60V79L59 80L57 79ZM32 82H34V83H32ZM47 82H49V80ZM62 82H63V80H62ZM174 82H175V80H174ZM174 82L173 83L172 82L170 83L171 86H173ZM176 83H177V81H176ZM8 84H11V86H12L11 89L8 88ZM203 84L204 83H201L200 84L201 87L203 86ZM45 85H47V84H44V86ZM52 85L54 86V84H52ZM59 85L56 83L55 86H59ZM175 86L177 87V85H175ZM47 87H48V85L46 86V88ZM61 87H62V85H61ZM50 88H51V86H50ZM202 88H201V90H202ZM58 89L55 90V88L53 87V91H57ZM61 89H63V88H61ZM128 89H130V88H128ZM170 89H168V91H170ZM174 89H176V88H174V86H173L172 91ZM60 91H62V90H60ZM60 91H59V93H61ZM63 91H64V89H63ZM68 91H71V90H68ZM50 92H52V91H50ZM136 93H138V92H136ZM155 93L162 94L163 97L167 98L168 100L170 99V101L174 100V99L171 98V94H172L171 92L163 93L162 91H155ZM175 93L177 94V92H175ZM180 93H181V91H180ZM51 94L52 93H47V95H51ZM57 94H58V91H57ZM66 94H67V92H66ZM185 94H182L181 93L180 95L183 96V100H184L183 104H185V106H186V104H187V101L186 100L187 99H186V96H184ZM61 95H62V93H61ZM135 95L137 97H132V99L136 100L137 102H141V103H145L146 104V107H140V108H136L135 107L136 111H138V110L145 111V114H142L143 117L148 116L149 112L152 110L151 107H150L151 104L148 103L146 100L142 99L140 97L141 95L140 96L137 95V94H135ZM178 95H179V92H178ZM262 95H264V94H262ZM62 96L63 97H60L59 96L61 98V99L59 98L60 99V104L66 105L67 102H68V97L70 95L67 96V95L64 94ZM191 96H192V94H191ZM57 97L58 96H56L55 99ZM189 97L190 96H188V98ZM50 98H51V100L49 101ZM103 98H105V97H103ZM109 98H110V96H109ZM175 98H177V97H175ZM203 98H204V96H203ZM92 99H94V98H92ZM70 102L71 101H69V103ZM72 102H73V100H72ZM72 102L69 104L70 106L72 105ZM168 103L170 104V102H168ZM114 105H116V104H114ZM154 105H156V103H154ZM242 105H243V103H242ZM45 106L48 107V111H46L48 113V115L46 116L47 117L46 119H43V115H42L43 112H41V111H45L44 110V109H46ZM52 106L54 107V104H52ZM111 106L112 105L110 104V106H109L111 108L110 110L113 109V107H111ZM253 106H255V105H253ZM40 107L41 108L42 107H45V108L44 109H41ZM237 107L238 106L235 107L236 108V111H235V115L233 117L234 120L232 122H231V120H229V122L231 123V125H233V124L235 125V126L233 125V129L232 130H233V132H236L237 135L242 136L244 138V141H246V142H252L253 143L257 139V136L258 137H262L264 135V128L259 123H256L255 122L258 126H261L260 128H258L256 126V131L254 130L255 133H253L252 131H249V130L245 129V127H247L246 125H249L247 123V121H246L247 120L246 119V115L248 114L249 111L247 109L246 112H243L242 113V112H240L237 109ZM61 108L63 109V107H61ZM186 108L189 109V106L187 105ZM190 108H192V107H190ZM68 109H70V107H68ZM133 109H134V107H133ZM135 109H134V111H135ZM72 110L73 109L71 108L70 113H71ZM130 110H131V108H130ZM198 110H200V109L198 108ZM174 111H176V110H174ZM189 111H190V109H189ZM204 111L202 110V113ZM168 112H170V111H168ZM68 113H69V110H68ZM95 113L97 114V112H95ZM50 115H51V117H50ZM136 115H138V113ZM167 115L168 114H166V116ZM101 116H103V115H101ZM101 116H99V117H101ZM118 116H119V114H118ZM120 116H122V115H120ZM129 116H131V115H129ZM193 116H195V115H193ZM228 116H230V115L228 114ZM171 117H173V116H170V118ZM253 117H256V115H253ZM108 118H111V117H108ZM140 118L141 117H139V119ZM152 118H154V117H152ZM73 119H74V117H73ZM101 119H102V117H101ZM144 119H146L148 121L149 118L148 119L147 118H144ZM229 119H232V117L229 118ZM98 120H99V118H98ZM112 120H113V118H112ZM136 120H138V119H136ZM241 121L244 122L246 125H243V124L240 125L241 124ZM108 122L110 123V121H108ZM142 122H144V121H142ZM197 122H198V120H197ZM201 122H202V120H201ZM140 123H141V120H140ZM230 123H227V124H230ZM256 124H254V125H256ZM119 125H120V123H119ZM105 126H107L106 125V122H105ZM195 126H197V125H195ZM200 126H201V124H200ZM116 127H118V126L116 125ZM62 128L64 130H62ZM197 128H199V127H197ZM202 129L204 130L203 127L201 128V130ZM229 130L231 131V129H229ZM108 131H109V128H108ZM246 131L251 136V139L252 140H249L248 136L245 134ZM57 132H60V136H59V134ZM96 132L98 133V131H96ZM117 132H118V130H117ZM182 132H184V131H182ZM118 133H120V132H118ZM184 134H185V132H184ZM125 135H126V133H125ZM181 135L182 134H180V136ZM255 135H256V137H255ZM14 136H19L20 137L19 141L15 140L14 139ZM206 136H208V135H206ZM216 136H214V137L216 138ZM215 138H214V140H215ZM174 139H176V138H174ZM174 139H173V141H174ZM177 139L181 140L180 138H177ZM119 140H120V138H119ZM214 140L213 141L210 140V142H208V143H211V145H213ZM147 141H148V139H147ZM37 142L41 143L39 145V146H42L41 148H38L37 147V145H38ZM49 142H50V140H49ZM220 142H222V141H220ZM51 144H53V142ZM61 144H60V147H61ZM255 144L256 143H254V145ZM102 145H105V144H102ZM116 145H118V143ZM244 145H245L244 146V149H247L246 148L247 145L246 144H244ZM257 145H258V143H257ZM47 146L49 147V145H47ZM148 147H149V145H148ZM151 147H153V146H151ZM167 147L169 148L170 146L168 145ZM104 148H106V147H104ZM237 149H239L241 151V149L239 148V146L237 147ZM257 149L259 150V148H257ZM262 149H264V148H262ZM168 150H170V149H168ZM231 150H232V148H231ZM231 150H230V152H231ZM67 152H69V150ZM199 152H201V151H199ZM112 153H111V156H113V154H114V153L113 154ZM246 153L243 152V151H241V154L238 155L237 152L235 151V152L230 153V157L228 156V158H230V159L233 158L234 162H235V159H237V163L236 164L238 166H239V164L242 165V167H237V168H239V170H240L241 178L243 180H245V181H248L249 184L251 182V181H249L250 178H252L251 176H253L254 174H256V178H257V181L259 183L258 186H260V189L259 190L262 193V192H264V178H262V177H264V167H263V169H261L260 172L257 171V169H258V167L264 166V153H262L261 150H259V151L254 150L253 153L255 154V156H254L255 159L253 157H250L249 158L250 161L248 160L250 162V164H253L254 163V166L255 167L252 166V168L246 163L247 161L245 159L248 157V154H246ZM257 153H258V155L261 156V158L257 155ZM66 154H65V156H69L68 154L67 155ZM119 155H120V152H119ZM227 155H229V153ZM114 156H115V154H114ZM14 157H17L16 162L13 163L12 165H10V161L12 162L11 159L14 158ZM228 158H227V160H228ZM128 161H129V159H128ZM26 164L28 166H30V167H36L38 165L39 168H37V170L40 169V171L42 173H45V176L40 173L43 176L42 179H44V177L46 178L44 180V182L41 183V181H43V180H39V178H38V180H39L38 183L40 182L41 185H42L41 186L42 189L39 192L37 191V189L38 190L40 189L37 186L38 185L37 184V178H36V181L35 182H33V183H27L26 184V187H25L29 194H30V192L32 194V191L33 190L34 191H37V194L35 192L34 193L36 194L35 196H36L37 202L40 203V204L39 203H36V204H39V205L32 204V201H34V200L31 201V198L30 197H27L25 194H23L22 195L23 197H19L20 199H17V200L9 199V198H12L11 197V196H13V195H11L12 193H15L16 194L15 190H17L16 188L20 184L19 183V180H20V178H22L21 175H22L23 167H24V169H25V167H28ZM34 164L36 166H34ZM126 166H127V164H126ZM194 166L198 168L197 165L194 164ZM244 166H246V167H244ZM3 167H5V169ZM195 167H194V169H195ZM203 168H204V166H203ZM237 168H235V169H237ZM48 171H49L50 175L48 174ZM139 173L141 175L143 174L142 171H140ZM213 173L214 172H210L206 168L204 170V172H201V175H204V176L201 177V179L205 180V178H207L209 180L210 179L209 176H211ZM249 175H251V176H249ZM257 176H259V178H261V180ZM256 178H254V179H256ZM210 180H212V179H210ZM4 182H6V180ZM122 182H124L125 185H122L121 186V183ZM126 183L128 184V187L129 188H127ZM212 183H213V180H212ZM43 185H44V187H43ZM240 185H241V183H240ZM248 186L249 185L247 184L246 187L249 188ZM240 188H242V187H240ZM252 188L255 189L256 186L253 184ZM109 189L112 190L113 192L115 191V190H113L111 188H109ZM109 189H107V191ZM26 190H25V192H26ZM170 190H171V188H170ZM227 190H222V193H225V191H227ZM55 191L58 192V193L57 192L56 193L59 194V197H60L61 200L60 201L59 200H57V201L52 200V202H49L48 200L50 199V196ZM86 191H88L87 194H86ZM252 191H251V193H252ZM254 192H256V191H254ZM227 193H229V192H227ZM42 194H43V197L47 195V197H46L47 199L46 200L41 201V199H43ZM109 194H110V197H111V193H109ZM109 194L107 196H109ZM112 194H114V193H112ZM198 196H197V198L200 200V197H198ZM200 196H201V194H200ZM52 198H53V196H52ZM202 198L203 199H206L204 197V195L202 196ZM215 198H214V200H215ZM130 199H132V200H130ZM206 200L210 204V200L209 199H206ZM256 200H257V198H256ZM200 201H202V200H200ZM55 202H56V204L59 203V206L58 207L60 208V212H61L60 214L57 211V210H59V208L57 207L58 209H56V207H55ZM102 202H105V201H102ZM46 203L49 206L48 208H45L46 207ZM229 203H231L230 200H229ZM205 204L203 203V206ZM258 204H259V202H258ZM209 206H212V205H208V204L205 205V207H206L205 210L208 211V212H214L215 209L213 210ZM12 207H13V210H12ZM20 207L23 208L22 210H24L23 211L24 213L18 211L20 209ZM43 208H45V209H43ZM107 208L108 207H106V209ZM172 208H173V206H172ZM95 210H97L96 207H95ZM101 210H103V209H101ZM168 210H170V209H168ZM98 211H97L96 214H98ZM130 211H132V210L130 209ZM35 212H36V214L38 213V215L43 213V216L44 217L42 218L41 222L39 221V216L38 215H36V216L34 215ZM191 212H192V214H191ZM84 213H86V214H84ZM249 213L252 214L251 211ZM24 214H27V215H24ZM101 214H103V213H101ZM254 214L255 213H253V215ZM263 214H264V212H263ZM245 215H248L247 214V211H246V214ZM219 217H220V215H219ZM222 218H224V217H222ZM244 218H245V216H244ZM178 219L181 220V222H182L184 232H186L188 229H191L195 224H197L201 220H205V228H203V230L206 229V228H209V226H211V225H214V226L223 225L224 227L221 228V230L223 232L220 231V229L218 228V229H216V232L213 235H211L212 236L211 239H209V235H208V236H205L203 239L192 240V242H188L185 239V236L183 235V233L179 231L178 226H176V220H178ZM45 220H47V222H49V224H48L47 227L46 226L44 227V225H43L45 223L44 222ZM46 223H45V225H46ZM102 223H101V225H102ZM108 224H110V223H108ZM28 225H31L32 226L31 228H33V230H34V234L32 233L33 235L31 234V232H30V229L31 228H29ZM116 225H118V224H116ZM130 225H132V224L130 223ZM172 225H175V226L173 227ZM249 228H252V230L249 231ZM99 233H101V236H102L101 239L107 238V237L103 236L104 231H103L102 228L101 229L99 228ZM131 235H134V233L131 234ZM26 237H30V240L32 242L31 245H29L28 239ZM96 237H98V236H96ZM261 238H263V240ZM107 239L110 240V241H112L113 243H114V241H116L113 238L112 239L107 238ZM206 241H207V244H205ZM232 241H237V243H233ZM166 243H169V246H167ZM179 245H183L184 249L188 253H185V251L181 250L182 247L181 246L179 247ZM32 247H35V249H36L34 253L32 252ZM186 247L189 248L190 251H188L186 249ZM205 248H210V249L211 248L212 249H217L218 248V249H220V253L218 255L213 256L212 254L206 253L203 250ZM249 248H253V249L257 250L258 252L256 253L255 251H253V250H251ZM148 249H150V248L148 247ZM148 249H146L147 250V254H148ZM121 251H123V250H121ZM144 252L146 254V251H144ZM247 252H249V253H247ZM250 253H252V254H250ZM126 254L130 258H128L126 256ZM191 255L194 256V257H192ZM118 258H119V260H117V262H116V259H118ZM0 261L2 262V259Z\"/></svg>",
  "mask_w": 264,
  "mask_h": 264
},
{
  "label": "snow or ice",
  "instance_id": "6c2138e0",
  "mask_svg": "<svg viewBox=\"0 0 264 264\" xmlns=\"http://www.w3.org/2000/svg\"><path fill=\"white\" fill-rule=\"evenodd\" d=\"M40 4L41 5H44V0H40ZM47 7H51V5H46ZM241 7H243V3L241 2ZM249 16H251V13L248 14ZM74 35V34H73ZM241 43H243V37H241ZM105 51H107V49H105ZM247 51L245 50V53H244V60H245V67H247ZM147 64L151 66V68L154 70V73L157 77H160L162 75H164V73L162 72V69L151 59L147 60ZM29 71H31V69H29ZM264 75V74H262ZM171 83V81H169ZM177 86H178V81H177ZM11 84H8V88L11 89ZM240 95L244 98V101L245 103L248 104L249 108H251L252 112L254 114H256V118L258 120H260V122L262 124H264V117H261L258 113H257V110L256 108L251 104V102L249 101L248 99V96L246 94V92H241ZM185 113L187 112L186 109H184ZM189 123H192L191 119L189 118ZM193 127H195V125H193ZM40 139L43 141L44 140V133H40ZM14 139L19 141L20 137L19 136H14ZM55 146V145H54ZM59 153L61 156H64V152H63V149H58ZM3 193H4V201L6 202V193H7V188L5 187L3 190ZM81 207H83V195L81 193ZM28 243L29 245L32 244L31 240L29 239L28 240ZM181 247H183V245H181ZM35 247H32V252L34 253L35 252ZM58 251V250H57ZM201 264H203V262H201Z\"/></svg>",
  "mask_w": 264,
  "mask_h": 264
}]
</instances>
